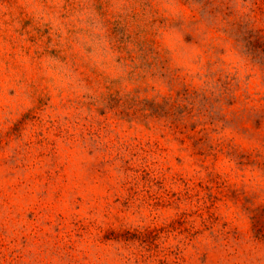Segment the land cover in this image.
I'll list each match as a JSON object with an SVG mask.
<instances>
[{
	"label": "rangeland",
	"instance_id": "rangeland-1",
	"mask_svg": "<svg viewBox=\"0 0 264 264\" xmlns=\"http://www.w3.org/2000/svg\"><path fill=\"white\" fill-rule=\"evenodd\" d=\"M0 264H264V0H0Z\"/></svg>",
	"mask_w": 264,
	"mask_h": 264
}]
</instances>
